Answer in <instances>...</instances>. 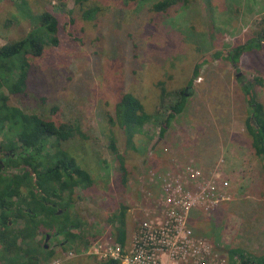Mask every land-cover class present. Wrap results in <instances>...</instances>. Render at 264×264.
Masks as SVG:
<instances>
[{
  "label": "rangeland",
  "instance_id": "rangeland-1",
  "mask_svg": "<svg viewBox=\"0 0 264 264\" xmlns=\"http://www.w3.org/2000/svg\"><path fill=\"white\" fill-rule=\"evenodd\" d=\"M21 1L0 0V47L32 27L17 5ZM94 1L102 9L91 21L75 0H67L66 10L57 0L21 5L26 12H57L60 31L59 44L49 45L36 64L38 80L32 77L17 98L19 106L76 126L70 152L91 171L97 193L86 195L80 187L73 193L87 222L83 230L19 241L13 264L30 256L39 258L37 264H99L111 255L122 256V264H231L236 248L264 254V160L252 148L249 104L237 81L238 75L264 77V41L245 54L239 71L229 61L210 59L189 86L202 58L263 32L264 0H199L195 7L202 19L193 16L199 25L194 31L193 20L187 21L192 12H183L182 4L167 26L149 21V8L158 0H142L125 11L121 1ZM185 88L184 111L161 135L169 107ZM126 91L141 98L148 114L131 138L110 122ZM259 93L264 102V85ZM119 155L128 169L126 186ZM117 210H127L126 241L110 219ZM24 222L19 219L16 227ZM73 232L82 233L70 240ZM39 242L38 251H26Z\"/></svg>",
  "mask_w": 264,
  "mask_h": 264
},
{
  "label": "trees",
  "instance_id": "trees-1",
  "mask_svg": "<svg viewBox=\"0 0 264 264\" xmlns=\"http://www.w3.org/2000/svg\"><path fill=\"white\" fill-rule=\"evenodd\" d=\"M114 1H121L120 7L123 11L135 5L139 6L142 2V0ZM207 1L211 3L210 0ZM21 2H17L20 12L32 23V27L23 37L9 40L0 47V135L4 138L0 141V152L3 155L0 157V251L3 253L5 264L14 263L13 255L17 251L19 241L36 238L39 233L47 237L52 233L72 232V229L83 230L82 227L87 222L75 207L77 195L74 196L73 193L77 187L92 197L97 193L91 171L82 167L70 152L77 139L76 126L41 113H28L17 101L21 92H25L31 86L33 79H37L33 76V71L46 54V48L59 44L60 31V17L57 12L47 9L34 13L30 7L26 12L21 5L27 2L26 0ZM57 2V7L67 9V0ZM75 4L81 9L83 18L90 21L94 20L96 15H99L98 11L102 9L94 0H75ZM181 4L183 12L188 14L190 10L192 12L191 19H187L189 22L193 20L189 23V29L198 30L199 25L193 16L202 19V15H198L195 7L199 6V0H158L149 8L150 23L165 24L166 19L175 13L174 8L177 9ZM68 11L73 12L71 9ZM171 22L168 21L165 25L168 26ZM213 26L214 23L211 24V30ZM214 29L217 30L216 24ZM262 31L245 41L239 40L227 49H217L202 58L194 68L189 86L200 76L202 66L210 59L229 61L239 71L245 54L262 46L264 28ZM217 34L222 37L220 32ZM205 37H208L206 33ZM169 63L173 66L171 62ZM175 74L178 75L176 71ZM237 81L249 104L250 115L246 124L251 135L252 148L255 154L264 160V102L260 99L259 93V86L264 85V77L256 76L248 80L245 76L238 75ZM179 96V100L169 107L171 111L164 122L165 125H162L161 135L165 133L171 120L184 111L188 98L187 88L180 91ZM59 109L60 105L55 104L52 113L56 114ZM147 115L141 98L133 92L126 91L119 96L115 111L110 115V122L118 124L131 138L133 130L147 119ZM112 146L115 148V144ZM119 156L123 170L121 181L126 186L128 169L124 157ZM125 211V215L119 210L110 215L113 225H117L116 231L122 241L128 239L130 230L127 210ZM21 218L25 221L23 226L16 227L17 221ZM44 228L48 230L45 234L42 232ZM80 233L73 232V239L70 240L79 238ZM29 245L27 252L43 246L41 242L35 246L30 243ZM51 253L49 252L44 259L48 260L52 256ZM231 253V264H264V254H255L241 248L233 249ZM39 262V258L30 256L20 264ZM99 264H120V260L111 256L101 260Z\"/></svg>",
  "mask_w": 264,
  "mask_h": 264
},
{
  "label": "built area",
  "instance_id": "built-area-1",
  "mask_svg": "<svg viewBox=\"0 0 264 264\" xmlns=\"http://www.w3.org/2000/svg\"><path fill=\"white\" fill-rule=\"evenodd\" d=\"M176 221H177V220H176ZM161 237H162V235H161ZM167 237H169V235H165V236H163L162 238L168 240ZM155 254H156V253H155L154 251H152V256H153V257L155 256ZM111 256H112V255H111ZM111 256H108V257H111ZM108 257H107V258H108ZM112 257L118 258L119 256H117V255H113ZM146 258L148 259L147 256H146ZM118 259L120 260V264H122V261H121V260L123 259L122 256L119 257Z\"/></svg>",
  "mask_w": 264,
  "mask_h": 264
},
{
  "label": "water",
  "instance_id": "water-1",
  "mask_svg": "<svg viewBox=\"0 0 264 264\" xmlns=\"http://www.w3.org/2000/svg\"><path fill=\"white\" fill-rule=\"evenodd\" d=\"M49 238H50V235H47L46 240H48Z\"/></svg>",
  "mask_w": 264,
  "mask_h": 264
},
{
  "label": "flooded vegetation",
  "instance_id": "flooded-vegetation-1",
  "mask_svg": "<svg viewBox=\"0 0 264 264\" xmlns=\"http://www.w3.org/2000/svg\"><path fill=\"white\" fill-rule=\"evenodd\" d=\"M3 167L5 168V165H3Z\"/></svg>",
  "mask_w": 264,
  "mask_h": 264
},
{
  "label": "crops",
  "instance_id": "crops-1",
  "mask_svg": "<svg viewBox=\"0 0 264 264\" xmlns=\"http://www.w3.org/2000/svg\"><path fill=\"white\" fill-rule=\"evenodd\" d=\"M205 153H206V150H205Z\"/></svg>",
  "mask_w": 264,
  "mask_h": 264
}]
</instances>
